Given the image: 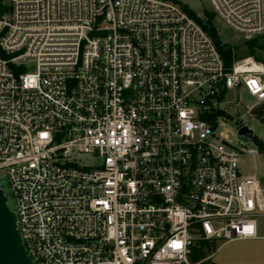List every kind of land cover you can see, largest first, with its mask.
<instances>
[{"label":"built area","instance_id":"obj_1","mask_svg":"<svg viewBox=\"0 0 264 264\" xmlns=\"http://www.w3.org/2000/svg\"><path fill=\"white\" fill-rule=\"evenodd\" d=\"M206 4L264 48V0ZM255 51L226 68L169 0H1L0 172L31 264H205L257 239L264 172L238 167L264 152L216 135L230 92L264 103Z\"/></svg>","mask_w":264,"mask_h":264},{"label":"rangeland","instance_id":"obj_2","mask_svg":"<svg viewBox=\"0 0 264 264\" xmlns=\"http://www.w3.org/2000/svg\"><path fill=\"white\" fill-rule=\"evenodd\" d=\"M204 11L208 14L206 0H199ZM218 40L223 46L233 48V57L241 58L247 53V41L240 36L232 34L225 29L217 20L210 22ZM260 56V53L257 52ZM263 56V55H262ZM33 65H28L26 71H32ZM262 108L264 112V103H258L250 97L244 89L230 92L225 101L220 105L223 114H220V121H223L216 131L217 136L226 137L227 142L236 149L244 148L247 150L256 149L257 144L249 139L237 134L238 128L246 126L253 135L258 138L264 148V117L262 122L254 118L251 111ZM263 159H255L248 155L239 157V173L242 176H249L256 173L258 178L263 175ZM0 187L4 193L8 208L13 213L14 201L10 185L3 171L0 172ZM259 228L257 239L255 240H235L231 242L214 241L211 245L212 257L205 264H264V218L258 220ZM202 251H197V256L192 258V262L198 261L211 253L204 255Z\"/></svg>","mask_w":264,"mask_h":264},{"label":"water","instance_id":"obj_3","mask_svg":"<svg viewBox=\"0 0 264 264\" xmlns=\"http://www.w3.org/2000/svg\"><path fill=\"white\" fill-rule=\"evenodd\" d=\"M180 4L192 13L197 20L206 25L204 9L199 0H169ZM239 136L258 143V138L246 126L238 129ZM0 264H31L19 234L16 230L15 215L7 206L0 187Z\"/></svg>","mask_w":264,"mask_h":264},{"label":"trees","instance_id":"obj_4","mask_svg":"<svg viewBox=\"0 0 264 264\" xmlns=\"http://www.w3.org/2000/svg\"><path fill=\"white\" fill-rule=\"evenodd\" d=\"M0 2H1V0H0ZM183 8L188 12L190 17L192 19H194L203 28V30L210 36V38L213 40V42L216 46V49L219 52V54H220V56L224 62L225 67L229 68L230 65L232 64V62L236 59V58L234 59V57H233V48L223 46L221 44V42L218 40L217 35H216L213 27L210 24V22L212 21V17L209 16L208 14H206V12L204 11L205 17H206V25H203L185 7H183ZM255 48L264 49L263 46H257V43H255L254 41L247 42V53L244 55V57H253L255 60L261 61L262 59L257 54V52L255 51ZM241 58H243V57H241ZM262 108H263V106L257 110L251 111L252 116L254 118H256L257 120H260L261 122H262V117H264V112H262ZM220 114H223V113L219 112L218 115H220ZM215 117L216 116L212 117V120H215ZM257 146L259 147L260 151L264 152V148L260 142L257 143Z\"/></svg>","mask_w":264,"mask_h":264},{"label":"snow or ice","instance_id":"obj_5","mask_svg":"<svg viewBox=\"0 0 264 264\" xmlns=\"http://www.w3.org/2000/svg\"><path fill=\"white\" fill-rule=\"evenodd\" d=\"M178 246V245H177Z\"/></svg>","mask_w":264,"mask_h":264}]
</instances>
